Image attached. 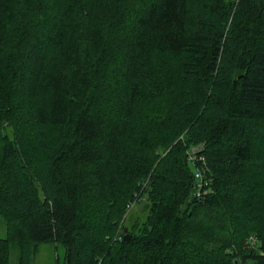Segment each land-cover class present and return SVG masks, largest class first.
<instances>
[{"label":"trees","instance_id":"obj_1","mask_svg":"<svg viewBox=\"0 0 264 264\" xmlns=\"http://www.w3.org/2000/svg\"><path fill=\"white\" fill-rule=\"evenodd\" d=\"M0 215V264H264V0H0Z\"/></svg>","mask_w":264,"mask_h":264},{"label":"rangeland","instance_id":"obj_2","mask_svg":"<svg viewBox=\"0 0 264 264\" xmlns=\"http://www.w3.org/2000/svg\"><path fill=\"white\" fill-rule=\"evenodd\" d=\"M186 157L188 154L186 152ZM188 160H191L188 158ZM192 167H194L192 165ZM130 206H128L129 208ZM146 215V206L144 202L133 204L132 207L127 209V218L125 223H129L132 218L137 217L140 221ZM7 234L6 221L0 215V236ZM10 264H20V248L16 241L10 243ZM30 264H65L64 261V246L60 242H43L41 243L33 254Z\"/></svg>","mask_w":264,"mask_h":264},{"label":"water","instance_id":"obj_3","mask_svg":"<svg viewBox=\"0 0 264 264\" xmlns=\"http://www.w3.org/2000/svg\"><path fill=\"white\" fill-rule=\"evenodd\" d=\"M202 145H203V142H200V143L194 145V146L191 148V150H192L193 152H195V153H198V152H200Z\"/></svg>","mask_w":264,"mask_h":264},{"label":"built area","instance_id":"obj_4","mask_svg":"<svg viewBox=\"0 0 264 264\" xmlns=\"http://www.w3.org/2000/svg\"><path fill=\"white\" fill-rule=\"evenodd\" d=\"M187 154H188V158H190V159H194V153L193 152H191V151H187ZM198 174V173H197ZM252 239H253V237H252ZM253 240H255V238L253 239ZM248 264V263H247Z\"/></svg>","mask_w":264,"mask_h":264}]
</instances>
